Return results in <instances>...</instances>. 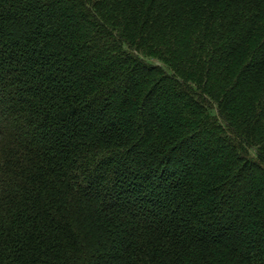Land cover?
Returning <instances> with one entry per match:
<instances>
[{
	"label": "trees",
	"instance_id": "obj_1",
	"mask_svg": "<svg viewBox=\"0 0 264 264\" xmlns=\"http://www.w3.org/2000/svg\"><path fill=\"white\" fill-rule=\"evenodd\" d=\"M0 264H264V0H0Z\"/></svg>",
	"mask_w": 264,
	"mask_h": 264
}]
</instances>
